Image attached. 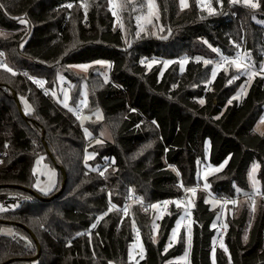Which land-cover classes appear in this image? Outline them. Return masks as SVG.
Instances as JSON below:
<instances>
[{"label": "trees", "instance_id": "16d2710c", "mask_svg": "<svg viewBox=\"0 0 264 264\" xmlns=\"http://www.w3.org/2000/svg\"><path fill=\"white\" fill-rule=\"evenodd\" d=\"M111 1L128 8L120 11ZM129 2L0 0V51L12 69L0 67V264H169L185 250L184 231L170 248L168 239L184 214L183 190L199 184L207 140L209 162H226L208 178L211 195L226 204V229L219 242L214 222L220 210L200 189L192 200L190 264H264V198L254 203L246 192L254 162L264 191V135L254 130L264 110V72L257 73L242 100L234 95L246 77L236 79L222 70L211 81L214 63L231 60L238 47L249 55L248 63L260 66L264 0L257 8L213 0L214 14L194 1L180 11L177 0H157L165 27L161 37L151 35L152 24L138 34L136 16L146 7L133 11ZM119 14L129 44L115 25ZM183 58L188 64L182 72ZM167 60L171 64L161 75ZM95 61L111 64L109 81L95 70L84 76L69 69ZM59 72L74 83V100L80 83L87 82L90 109L103 111L113 140L86 139L76 116L55 101ZM33 78L45 80L51 94ZM15 96L22 108V98L31 105L27 118ZM97 127L91 125L94 131ZM88 151L95 153L90 163L97 169L86 165ZM40 154L58 169V184L48 194L34 187L33 166ZM62 170L65 190L50 199L61 189ZM131 197L140 203H132L124 215L116 208ZM167 199L154 242L152 204ZM5 227L13 233H2ZM136 230L145 254L133 263L129 249Z\"/></svg>", "mask_w": 264, "mask_h": 264}, {"label": "rangeland", "instance_id": "374dc122", "mask_svg": "<svg viewBox=\"0 0 264 264\" xmlns=\"http://www.w3.org/2000/svg\"><path fill=\"white\" fill-rule=\"evenodd\" d=\"M128 1H130L131 4L132 3L134 4V7L132 8L133 11L135 10L141 11L142 9H145L146 7L145 12L143 13L140 12L136 16L138 34L140 35L141 33H147L148 30L146 29V27L152 24L153 27L151 29V32H152L151 35L158 36V37L163 36L165 32V27L160 22V10H159V5H158L157 0H140V2H138V0H128ZM192 1L196 2L199 9L203 12H206V14L216 13V8L213 6V0H184V4L187 5L186 7L182 6L181 0H177V7L180 11L187 10L188 8L191 7ZM111 2H112V5L118 6V9H120V11L124 8L126 9L128 8L125 3H122V2L115 3L114 1H111ZM252 2L259 4L258 0H252ZM236 3L249 6L248 4L244 2V0H237ZM149 5H151V7ZM220 7H221V4H220ZM210 9H214V11H210ZM85 10L88 11V7H85ZM257 22L259 21L257 20ZM115 25L117 26V28H120L122 30L125 42L129 44L130 43L129 32L126 29L125 25L122 23V17L120 14L116 17ZM236 46L238 45L236 44ZM205 53L208 55L209 50H206ZM248 56L249 55L242 50V47H238L237 52L235 53V55L231 57V60L239 57L240 58L239 63L246 65L251 72L260 73L261 69L264 68V58L262 62L260 63V66L257 67L254 64L247 62L249 59ZM98 62H102V63H98ZM170 64L171 62L168 60L162 62L161 75L170 66ZM187 64H188L187 58L180 59L179 60L180 71L182 72L185 71ZM81 65H87L88 67L86 69L82 67H78ZM151 65H154V63L151 62L149 66ZM217 65H220V67H217ZM69 69L74 73L82 74L84 76L88 75L91 70H95V72L100 73L102 79L107 82L110 79L111 64L106 61H95L91 63L73 64L69 66ZM222 70L232 72L233 78H236V79H243L244 77H246L245 82L240 86L237 93L234 95L235 99L242 100L247 95L250 85L252 84L254 77L256 75L250 78L248 74L242 71H238L236 68V65L225 62L223 58L221 61L214 63L212 71H211V81H214L218 73ZM213 71H216L215 77L212 76ZM74 88H75L74 83L70 81L64 75L63 72H59L57 74L56 82L52 90V96L55 99V101L58 102L60 106H62L65 110L73 113L76 116L77 121L79 122L80 126L83 129L84 136L86 139H91L95 137V135H97L99 139H104L105 141L113 140L114 137H113L111 130L105 124H103V119H104L103 111L101 109H95V110L90 109V104H89L90 90H89L87 82L82 81L80 83V85L76 89L78 93V97L75 100L73 99ZM21 102L23 106L22 108L23 111L26 113H31L33 109L31 105L28 103V101L26 100V98H22ZM77 109L82 110L83 114L81 116L76 115ZM262 121H264V110L254 128L255 132H257L258 134L264 135V122ZM92 124L98 125L96 129L97 131L96 134H95L96 131H94L91 128ZM210 146H211L210 141L207 140L205 144V152H204L205 161L198 165V170H197V178L199 179L198 186L200 187L201 190H203L206 193V198H205L206 202L209 203L212 208L214 209L219 208L220 210L214 222V226L218 227L219 222L222 221L223 222L222 224L224 225L226 229V217H227V210L225 206L226 204H223L221 200H218L211 195L210 185L208 183V178L211 175L223 170V168L226 165V162L220 165H212L209 162ZM94 158H95V153L88 151L85 155V162L89 168L94 167L93 169H97V165L94 166L90 163L91 160H93ZM259 168L260 166L258 162H254L249 168V171H248L249 190L246 191L249 194H257L261 190V185H260V181L258 178ZM216 169H219V171H216ZM253 169L255 170L253 171ZM33 173L35 176L34 187L38 191L44 194H48L56 188L58 184V176H59L58 169L55 166H52L46 160V155L44 154L38 155V157L35 160L34 166H33ZM253 178L256 181L255 184H253ZM164 205H165V210H162L160 204H156V207H154V209L157 211V216L155 217L154 222H153V241L154 242H157L159 240V228H160L159 223L167 212L166 209L169 206V202L167 204L165 203ZM178 224H179V228H177ZM189 229H190V232H189ZM182 231H184V235H185V250L181 255L171 259L169 264H190V254H191V247H192V223L191 221L190 222L184 221V214L177 219L170 233V236L168 239V247L170 248L171 246L177 243L179 235L182 233ZM2 233L11 235L13 231L11 228L5 227L2 229ZM174 233L175 235H173ZM144 254H145V251H144V246H143L142 241L134 242L131 245L129 249V258L133 263H136L139 259L143 258ZM21 264H34V263L24 262Z\"/></svg>", "mask_w": 264, "mask_h": 264}, {"label": "built area", "instance_id": "2783aa9c", "mask_svg": "<svg viewBox=\"0 0 264 264\" xmlns=\"http://www.w3.org/2000/svg\"><path fill=\"white\" fill-rule=\"evenodd\" d=\"M0 53H2L0 51ZM262 58H264V53L262 54ZM0 61H3L4 63H6L8 65V62H7V58L6 56L3 54V55H0ZM33 81L34 83H36L38 86H40L41 88L44 89V92L46 94H51L49 89L47 88V83L45 80H42V79H38V78H33ZM37 81L39 82H42V83H37ZM83 114L82 110L81 109H78L77 110V116H81ZM2 160V158L0 157V161ZM179 186H181V184H179ZM189 189H195V193L191 192V191H188ZM200 190V187L199 186H192V187H188V188H185L183 190V193L179 199V204L184 208V221L185 222H190L192 220V215H191V208H192V200L193 198L197 197V194ZM247 197L251 198L254 203L256 202L257 199L259 198H264V191H259L257 194H249L247 195ZM170 202V199H167L165 201H159V202H156L152 205H156V204H160L162 210H165V202ZM140 203L139 200L131 197L129 198L124 206L122 208H116V206L113 205V208H116L118 210H120L121 212H123L124 215H129V211H130V207L132 205V203ZM144 207H148V205H144ZM125 209L127 211H125ZM218 231H219V242L221 241L223 235H224V232H225V227L223 224H220L218 226ZM141 238H140V231L139 230H136L135 232V238H134V242H138L140 241Z\"/></svg>", "mask_w": 264, "mask_h": 264}, {"label": "snow or ice", "instance_id": "6c2138e0", "mask_svg": "<svg viewBox=\"0 0 264 264\" xmlns=\"http://www.w3.org/2000/svg\"><path fill=\"white\" fill-rule=\"evenodd\" d=\"M218 2H220V0H218ZM230 2L236 3L237 0H230ZM244 2L246 4H248L249 6L253 7V8L258 7V4L253 3L252 0H244ZM181 3H182V6H185V7L187 6L186 4H184V0H181ZM149 6L151 7V5H149ZM69 7H71V5H69ZM210 11H214V9H210ZM21 22H24V21H21ZM214 51H215V49H214ZM0 55H3V53H0ZM239 60H240L239 57L234 58V59H232L230 61L228 60V58H225V62H228V63H231V64L236 65V68H237L238 71H242V72L248 74L250 78L253 77V76H255V75H257L256 72H251L246 65H243V64L239 63ZM98 63H102V62H98ZM205 63L207 64V63H210V62L209 61H205ZM0 67H3L5 70H7L9 72L12 71V69L9 68L7 66V64L4 63L3 61H0ZM78 67H82V68H85L86 69L88 66L87 65H81V66H78ZM217 67H220V65H217ZM261 72H264V68L261 69ZM13 74H15V73H13ZM215 75H216V71H213L212 72V76L215 77ZM37 83H42V82L37 81ZM201 103H203V101H201ZM262 122H264V121H262ZM254 170L255 169H253V171ZM216 171H219V169H216ZM255 183H256V181L253 178V184H255ZM188 191H191V192L195 193L196 190L195 189H189ZM165 203L167 204L168 202L166 201ZM153 207H156V205H153ZM2 210H4V209L0 208V211H2ZM253 210H254V205H253ZM125 211H127V210L125 209ZM101 219H102V217H101ZM92 227L95 228L96 225L93 224ZM177 228H179V224L177 225ZM189 232H190V229H189ZM173 235H175V233Z\"/></svg>", "mask_w": 264, "mask_h": 264}, {"label": "water", "instance_id": "95a60500", "mask_svg": "<svg viewBox=\"0 0 264 264\" xmlns=\"http://www.w3.org/2000/svg\"><path fill=\"white\" fill-rule=\"evenodd\" d=\"M15 99H16V101L18 102V108H19V112H20V114H21L24 118H27V116L25 115V113H24V111H23V109H22V107H21V104L19 103V99H18V97L15 96ZM62 172H63L64 181H63V183H62L61 189H60V190H59L54 196H52L50 199H53V198H55V197L60 196V195L63 193V191L65 190V187H66V175H65V172H64L63 170H62ZM22 189L25 190V191H28V192H30V193H32V194H34L37 198H40V199H43V200L46 199L45 197L41 196L38 192H36V191L33 190V189H29V188H27V187H22ZM5 223H10V222H5ZM40 252H41V248L39 247L38 255H37L35 258H37V257L40 255ZM35 258H34V259H35ZM11 261H12V260H9L7 263H10Z\"/></svg>", "mask_w": 264, "mask_h": 264}]
</instances>
